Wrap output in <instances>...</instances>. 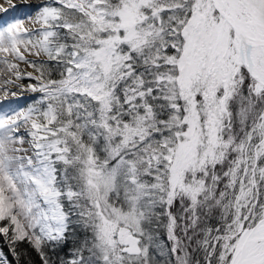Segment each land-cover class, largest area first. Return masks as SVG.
<instances>
[{
	"label": "snow or ice",
	"instance_id": "obj_1",
	"mask_svg": "<svg viewBox=\"0 0 264 264\" xmlns=\"http://www.w3.org/2000/svg\"><path fill=\"white\" fill-rule=\"evenodd\" d=\"M0 241L264 264V0H0Z\"/></svg>",
	"mask_w": 264,
	"mask_h": 264
},
{
	"label": "bare ground",
	"instance_id": "obj_2",
	"mask_svg": "<svg viewBox=\"0 0 264 264\" xmlns=\"http://www.w3.org/2000/svg\"><path fill=\"white\" fill-rule=\"evenodd\" d=\"M33 3H39L40 0H32ZM23 67V66H22ZM26 83H29L31 81H28V80H25ZM26 97H12L10 98V102L12 103H15L17 100L19 101V106L23 107V106H26L25 103H24V99Z\"/></svg>",
	"mask_w": 264,
	"mask_h": 264
},
{
	"label": "trees",
	"instance_id": "obj_3",
	"mask_svg": "<svg viewBox=\"0 0 264 264\" xmlns=\"http://www.w3.org/2000/svg\"><path fill=\"white\" fill-rule=\"evenodd\" d=\"M3 242L2 241H0V244H2Z\"/></svg>",
	"mask_w": 264,
	"mask_h": 264
},
{
	"label": "rangeland",
	"instance_id": "obj_4",
	"mask_svg": "<svg viewBox=\"0 0 264 264\" xmlns=\"http://www.w3.org/2000/svg\"><path fill=\"white\" fill-rule=\"evenodd\" d=\"M25 99H27V98H25ZM25 99H24V101H25ZM30 102V101H29Z\"/></svg>",
	"mask_w": 264,
	"mask_h": 264
}]
</instances>
